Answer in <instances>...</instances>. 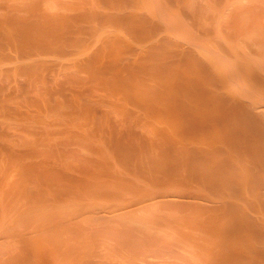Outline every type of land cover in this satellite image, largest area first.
Wrapping results in <instances>:
<instances>
[{"label": "bare ground", "instance_id": "6f19581e", "mask_svg": "<svg viewBox=\"0 0 264 264\" xmlns=\"http://www.w3.org/2000/svg\"><path fill=\"white\" fill-rule=\"evenodd\" d=\"M0 264H264V0H0Z\"/></svg>", "mask_w": 264, "mask_h": 264}]
</instances>
